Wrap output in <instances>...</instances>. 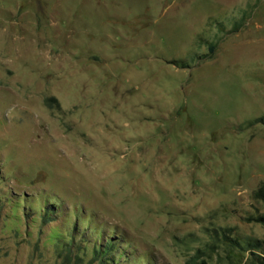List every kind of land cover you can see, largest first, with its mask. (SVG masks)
<instances>
[{
    "label": "rangeland",
    "instance_id": "obj_1",
    "mask_svg": "<svg viewBox=\"0 0 264 264\" xmlns=\"http://www.w3.org/2000/svg\"><path fill=\"white\" fill-rule=\"evenodd\" d=\"M260 117L264 0H0V264H258Z\"/></svg>",
    "mask_w": 264,
    "mask_h": 264
},
{
    "label": "trees",
    "instance_id": "obj_2",
    "mask_svg": "<svg viewBox=\"0 0 264 264\" xmlns=\"http://www.w3.org/2000/svg\"><path fill=\"white\" fill-rule=\"evenodd\" d=\"M215 47H216V46H214V45L211 46V52H214ZM263 120H264L263 117H260V118L257 119L258 122H261V121H263ZM255 196H256V197H260V198H264V185H262V186L260 187V189H258V190L255 191ZM258 221L264 223V215H261V216L258 218ZM257 262H258V264H264V256L257 255Z\"/></svg>",
    "mask_w": 264,
    "mask_h": 264
}]
</instances>
